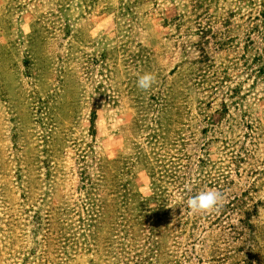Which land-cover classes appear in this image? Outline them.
<instances>
[{"label": "rangeland", "instance_id": "1", "mask_svg": "<svg viewBox=\"0 0 264 264\" xmlns=\"http://www.w3.org/2000/svg\"><path fill=\"white\" fill-rule=\"evenodd\" d=\"M0 264H264V0H0Z\"/></svg>", "mask_w": 264, "mask_h": 264}, {"label": "clouds", "instance_id": "2", "mask_svg": "<svg viewBox=\"0 0 264 264\" xmlns=\"http://www.w3.org/2000/svg\"><path fill=\"white\" fill-rule=\"evenodd\" d=\"M156 82V75L151 72H145L138 76L137 87L144 91L152 88ZM223 195L216 189L201 191L193 197L187 199V208L193 214L211 213L214 209H218Z\"/></svg>", "mask_w": 264, "mask_h": 264}]
</instances>
